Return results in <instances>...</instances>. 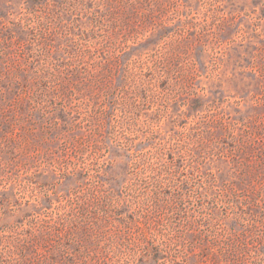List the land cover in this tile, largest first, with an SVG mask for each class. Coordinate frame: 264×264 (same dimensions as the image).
<instances>
[{
  "label": "rangeland",
  "instance_id": "374dc122",
  "mask_svg": "<svg viewBox=\"0 0 264 264\" xmlns=\"http://www.w3.org/2000/svg\"><path fill=\"white\" fill-rule=\"evenodd\" d=\"M0 264H264V0H0Z\"/></svg>",
  "mask_w": 264,
  "mask_h": 264
},
{
  "label": "trees",
  "instance_id": "16d2710c",
  "mask_svg": "<svg viewBox=\"0 0 264 264\" xmlns=\"http://www.w3.org/2000/svg\"><path fill=\"white\" fill-rule=\"evenodd\" d=\"M108 201H109L110 204H113V200L109 199ZM206 235H208V237H210V240H213V238H215L216 233H215V231H209L208 233H206ZM204 245H206V243ZM157 247L159 248V246H157ZM203 251H204V248L202 249V252ZM210 259H217V257L211 255Z\"/></svg>",
  "mask_w": 264,
  "mask_h": 264
}]
</instances>
